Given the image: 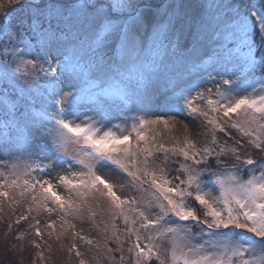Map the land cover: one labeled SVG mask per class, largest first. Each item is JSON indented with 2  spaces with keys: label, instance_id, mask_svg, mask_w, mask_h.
<instances>
[{
  "label": "snow or ice",
  "instance_id": "1",
  "mask_svg": "<svg viewBox=\"0 0 264 264\" xmlns=\"http://www.w3.org/2000/svg\"><path fill=\"white\" fill-rule=\"evenodd\" d=\"M152 8L146 0H0V39L7 38L0 84H10L11 76L31 90L43 78L45 92L43 107L31 112L19 105L22 90L9 104L13 89L0 87V155L10 158L0 161L7 167L0 171V212L5 203L19 204L20 197L30 206L17 225L33 211L59 212L67 224L66 217L82 216L85 210L94 220L93 204H105L112 236L120 242L119 218L125 237L132 240V264H264V5L250 12L234 7L221 43L225 60L239 62L243 79L259 73L253 80L258 88L249 84V92L239 86L240 79L220 76L214 95L211 88L192 94L199 85L174 89L169 103L152 118L125 116L123 112L141 111L139 95L163 71L169 34L179 19L173 4L156 6L155 12ZM37 33H59L64 39L71 33L74 42L58 56L41 44L35 59H25L33 53L30 37ZM29 66L30 74L21 71ZM84 105L98 119L83 115ZM111 111L118 116L111 117ZM169 111L185 114L193 123L192 128L183 125L186 134L171 146L157 139L163 135L161 126L163 132L175 127V116L165 118ZM115 118L131 124L108 127ZM193 132L204 138L202 146ZM217 133L233 143L222 142ZM249 147L262 155L254 159ZM169 154L183 158L176 169L180 175L171 178ZM37 170L40 175H33ZM52 172L56 176L47 178ZM127 189L138 195L122 194ZM193 226L199 231L193 232ZM48 227L55 225L49 222ZM35 232L39 236L40 228ZM197 237L203 242L193 244ZM80 239L92 244L87 237ZM157 240L167 241L163 251ZM104 247L113 251L107 238Z\"/></svg>",
  "mask_w": 264,
  "mask_h": 264
},
{
  "label": "rangeland",
  "instance_id": "2",
  "mask_svg": "<svg viewBox=\"0 0 264 264\" xmlns=\"http://www.w3.org/2000/svg\"><path fill=\"white\" fill-rule=\"evenodd\" d=\"M167 4L169 3L167 2L163 5ZM253 5H255V8H253ZM259 7L260 5L252 4L251 6H249L246 12L254 11ZM152 11H156V6L152 8ZM160 11L163 12V8H161ZM176 11L179 15H181V11L179 10V8L176 7ZM230 19L231 18H229L225 23L229 22ZM224 25L218 31L215 38H213L215 32L212 33L213 35L210 34L209 37H205V32L203 30H198V32H196L192 36V40L194 43L192 42L193 44H191L189 48H183L181 53L177 54L174 57L173 63L171 65L168 66L166 61L167 59L164 57L163 71L156 75L146 85V87L139 95V108L141 109V111L134 113L123 112V115L130 116L135 114L145 116V118H152L154 113H159L161 108L169 103L174 89L175 91H179L182 88L199 85V88L193 87L192 94H195L196 91L211 88L214 95L216 91V85L220 84V76H223L225 79H232L233 81H237L238 79H240L241 83L239 86L241 88L247 89V91L249 92L251 91V88L248 87L249 84H251L252 87L258 88V85L253 83V80L259 78V73H257L255 77L248 76V78L245 80L241 77L239 62L235 60H225V50L221 48V43L223 42L222 32L224 29ZM214 26L217 25L214 24ZM6 40L4 42H6ZM47 40L48 39H43L42 41V39L40 38V40H37V42L41 41L42 43H45L47 42ZM2 48L3 45L0 47V54H3ZM46 48L50 50L53 56H58L60 52L66 50L64 46L59 45H50V47ZM35 51L37 50L33 49V53L26 55L25 59H35ZM53 63H55V61ZM170 66H172V71H170ZM45 67H47V65H45ZM27 69H30V72ZM27 69H21V71L28 72L29 74L33 71L31 66H29ZM227 73H231V75ZM210 75L215 79L210 80ZM10 80L12 84H10L11 87L9 88L13 89L9 92L10 102H13L12 98L16 90L15 86L23 90L25 95L29 94L33 89H27L23 85L21 80H17L14 77L10 76ZM68 90L69 89L67 87L64 88V91ZM34 91L39 92V98H42L43 104H45L43 82L40 81L39 86L34 87ZM239 94L243 95L245 93L239 92ZM33 100L34 98L30 99L29 102L31 104H35ZM26 111L35 112L37 110L33 111L27 109ZM82 112L83 115L95 117V112L91 110V106L89 105H84V107L82 108ZM83 115L80 117V119H83ZM109 115L111 117H117L118 113L116 111H111ZM169 116H175V127L171 128L167 132H163L161 126L163 135L157 137L160 142L164 143L167 146L175 144L177 139L182 140L183 136L186 134L183 128L184 124H188L190 128L193 127L192 119L188 118L185 114L178 115L175 112L169 111L165 118L167 119ZM95 118L98 119V117ZM115 124H121L122 127H126L127 125L131 124V121L129 120L126 125L122 119L115 118L111 119V122L107 126L111 127ZM229 131L232 133V136L239 138V135L235 129H229ZM217 135L222 142L224 140H227L229 144L233 143L231 139L223 136L222 133H217ZM193 138L197 139L198 147L202 146V144L205 142L204 138L195 136L194 132ZM247 150L248 152L252 153L254 149H251L249 147ZM13 155H15V153H13ZM174 157L177 156H172L171 154H169V161ZM9 159L10 158L8 156L0 155V161H7ZM63 167L64 166L57 168L56 171H62ZM0 171L6 172L7 167L4 164H0ZM33 175L39 176V170L35 171ZM176 175H180V173L176 171L175 176ZM55 176L56 172H52L51 176L47 178H52ZM0 179H3V177H0ZM208 189H211L210 184L206 187V190ZM58 190L61 191L62 194H67L62 187L58 186ZM122 194L138 195L136 191L131 189H127ZM213 195H218V192L213 190ZM17 199L21 200L19 204L9 205L8 203H5L3 205L2 216H4V212L8 210L9 217L17 221L20 215L27 213V209L30 206V203L20 197H17ZM49 206L51 207V205ZM93 208L98 213L94 220L89 217L87 211L85 210L82 216L66 217L68 221L67 224L62 223V221L60 220V216L62 214L59 212L48 213L46 211H40L39 213H37L36 211H33V213H31L34 216V219L30 221V224L26 228L20 230L19 234L23 233V238H26L25 241L27 242V246L33 250L34 254L39 260L38 264H80L82 260L84 261V264H128V248L132 240L127 239L124 235L123 230L125 225L123 224L122 219L118 218L116 220V227L119 229V234L121 236L120 242H117L112 236L113 225L111 223L110 214L106 210V205L101 204L99 207H97L95 204H93ZM102 209L104 210L102 211ZM37 220L40 221L39 224L36 223ZM49 222H52L55 227H48ZM106 226L108 228L107 233L104 232V228ZM36 227L40 228L41 234L39 236L36 235ZM77 233L79 235H77ZM142 234L146 235V233ZM81 236L87 237V239H91L92 244H88L85 240H81ZM105 238H107V247L113 249L111 253H109L107 251V248L104 247ZM207 239L208 237L205 235L203 237V240ZM203 240L200 237H197L192 241V243H202ZM121 242H124V262L120 261V257L122 255H117L116 252L118 251H115L116 244H119ZM156 242L162 245V251L167 247L166 240H157ZM143 243L144 241H142V245ZM73 244L76 245L75 248L72 247ZM77 251L81 253L80 256L76 255ZM110 256L115 257V259H109ZM153 264H157V262L153 261Z\"/></svg>",
  "mask_w": 264,
  "mask_h": 264
},
{
  "label": "trees",
  "instance_id": "3",
  "mask_svg": "<svg viewBox=\"0 0 264 264\" xmlns=\"http://www.w3.org/2000/svg\"><path fill=\"white\" fill-rule=\"evenodd\" d=\"M33 2L39 4L41 0H33ZM59 2L70 4L73 2V0H59ZM75 2L79 3L82 2V0H75ZM146 2L152 4L153 7L163 5L167 2L173 5L176 4V7L181 11V15H179V19L176 22L175 27L169 34V40L171 43L169 44L167 54L165 55L168 66L173 63L174 57L177 54L181 53L183 48H189L190 45L194 43L192 40V36L193 34L198 32V30H203L205 32V37H209V35L214 32V34H217L221 27L225 24V22L233 16L234 7L247 11L249 6H251L252 4L260 6L264 5V0H146ZM5 6L7 7V5ZM19 11V8H17V11L16 13H14V15L18 16ZM75 18L76 17L74 12L73 22L75 21ZM53 24L55 25L56 21H53ZM214 24L217 26H214ZM60 26L63 27V24H61ZM43 27L47 29L48 24L45 22L43 24ZM40 38L42 39V41L43 39L48 40L45 43H42L41 41L37 42V40H40ZM6 39V37L0 39V47L3 45V42ZM30 39L31 42H33V45H35V50H39L41 48V44H43L44 47H50V45H59L64 46V48L67 49V47L74 42L72 40L71 33H69L68 39L62 38L59 33L54 36L46 34L43 37H41L37 33L33 34ZM2 59L3 54H0V60ZM170 69V71H172V66H170ZM28 71L30 72V69ZM41 82H43L42 78ZM10 84H12L11 80ZM10 84H0V87H11ZM15 87L16 90L14 92L12 100H14L21 93V89H19L17 86ZM39 96V92H35L34 88L29 94L25 95V93L23 92L24 99L19 101L20 107L25 111L27 109L33 111L40 109L44 104L43 99L39 98ZM32 98H34L33 101L35 102V104H31L29 102V100ZM8 102L9 104L12 103L10 101ZM0 110H2V106H0ZM0 119H2V117H0ZM222 134L223 136H225L224 133ZM251 154L254 159L262 155L258 152V150H253ZM162 159L163 154H157V160L159 161ZM180 162H183V158L180 156L174 157L169 161L168 171L170 177L175 176L176 169L179 167ZM242 175L244 179H247V172H244ZM205 179L208 178L205 177ZM2 214L3 212H0V264H38L39 260L34 254L33 250L27 246V242L25 241L26 238H18L19 231L23 228H26L30 224V221L34 219L33 214L29 215L28 220L20 221L19 225L16 224V221L14 219L9 217L8 210L4 212V216H2ZM9 225H11V227H9ZM197 231H199V229L196 226H193V232ZM121 243L116 244V248H118V246L120 247ZM116 254H121L125 257L123 247L120 251L116 252ZM128 254V264H132L133 257L129 252Z\"/></svg>",
  "mask_w": 264,
  "mask_h": 264
}]
</instances>
